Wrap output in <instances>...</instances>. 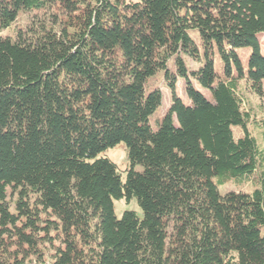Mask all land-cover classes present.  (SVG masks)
Returning a JSON list of instances; mask_svg holds the SVG:
<instances>
[{
  "label": "trees",
  "instance_id": "trees-1",
  "mask_svg": "<svg viewBox=\"0 0 264 264\" xmlns=\"http://www.w3.org/2000/svg\"><path fill=\"white\" fill-rule=\"evenodd\" d=\"M263 42L264 0H0V264H264Z\"/></svg>",
  "mask_w": 264,
  "mask_h": 264
},
{
  "label": "rangeland",
  "instance_id": "rangeland-1",
  "mask_svg": "<svg viewBox=\"0 0 264 264\" xmlns=\"http://www.w3.org/2000/svg\"><path fill=\"white\" fill-rule=\"evenodd\" d=\"M31 19V15L28 13L21 12L17 18V20L13 23L10 29L2 32V35H14L15 31L19 29H24L29 24ZM262 45V53L264 54V42ZM251 53L250 48H241L239 49V54L243 61L245 67H247L248 58ZM221 69H219L220 71ZM162 73L156 76L154 79H151L150 83L153 86H159L164 94L163 105L158 108V110L151 117V124L154 128H157V121L160 120L163 114L167 111L170 105V92L167 90V87L164 86L162 81ZM242 91L247 100V110H250L254 117L260 118L262 116V110L264 108V98H258L254 94H252L242 83ZM253 135L257 136V131L254 130L252 126H250ZM234 136L236 138L240 137L243 132L240 127H233ZM259 136V135H258ZM104 155L110 158L113 162H115L121 171V173L125 176V171L128 169V154L124 143H119L114 148L108 149ZM138 170L141 167H137ZM258 187V182L255 179L253 174H249L244 177H237L226 183L225 185H219V192L221 194H225L228 191H245V192H253ZM114 210L115 214L118 217H121L125 211H135L140 217H143V211L140 208L136 199L131 200L130 202L126 200H115L114 201Z\"/></svg>",
  "mask_w": 264,
  "mask_h": 264
}]
</instances>
